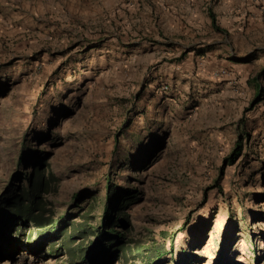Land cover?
I'll return each mask as SVG.
<instances>
[{
	"label": "rangeland",
	"instance_id": "obj_1",
	"mask_svg": "<svg viewBox=\"0 0 264 264\" xmlns=\"http://www.w3.org/2000/svg\"><path fill=\"white\" fill-rule=\"evenodd\" d=\"M37 172L0 264H264V0H0V211Z\"/></svg>",
	"mask_w": 264,
	"mask_h": 264
},
{
	"label": "trees",
	"instance_id": "obj_2",
	"mask_svg": "<svg viewBox=\"0 0 264 264\" xmlns=\"http://www.w3.org/2000/svg\"><path fill=\"white\" fill-rule=\"evenodd\" d=\"M209 17L211 18V23L212 26L219 31V29L216 27L215 25V19L213 17V15H209ZM260 92V91H259ZM241 140V139H240ZM239 141V140H238ZM241 152V147L237 146L236 149L233 150V153L231 154V156L229 157L230 159V163H233L235 158H237V156L240 154ZM47 186V181L45 180L44 176L39 174L38 172L32 177V178H27V186L22 188L21 190L19 189L18 192L19 193H12L10 198L7 199L4 203L8 206V209L5 208L4 210L0 211V217L3 219H6L7 221H16L17 219H22V220H27L29 222H33L34 224L37 225H41L42 224V219L41 217H39L38 215H36L37 212V201L38 198H40L42 196V194L45 193V188ZM122 196L123 199L121 205H126L127 203H124V201L126 200V202L131 199L132 197H129V194H127V192H125L124 190L122 191H116L114 187H111L110 184L107 185L106 187V205H105V211L104 214L105 216L103 217V221H102V229L103 231L99 232L97 231L98 235H97V241L98 244L101 243L103 236L107 235L113 238H117L120 239L121 237H119L118 233H106L104 231V229L109 226L112 222H115L117 224H121L122 221L124 220L120 215H117L115 217V219L112 216H108L107 213L110 209V205L111 202L114 201L113 199L117 197V195ZM76 200H78L79 196L75 195L74 197ZM5 199V198H4ZM2 202V201H1ZM2 207V206H0ZM4 207V206H3ZM2 207V208H3ZM51 223V222H50ZM81 228V227H80ZM85 228L83 227L82 229H73L71 231V234L69 236L66 237L65 242H70V240H74L78 235H83L85 233ZM77 233H76V232ZM75 234V235H74ZM109 246H103L102 245V249L104 251H109ZM146 251H151V256L152 258L156 261L160 258H162L165 253L164 251H160V248H155V247H149L146 249ZM82 258H84L83 256H81ZM87 262H90L89 260H87Z\"/></svg>",
	"mask_w": 264,
	"mask_h": 264
}]
</instances>
